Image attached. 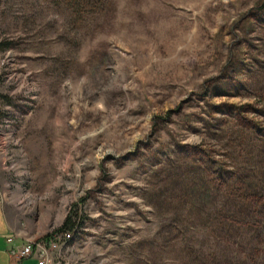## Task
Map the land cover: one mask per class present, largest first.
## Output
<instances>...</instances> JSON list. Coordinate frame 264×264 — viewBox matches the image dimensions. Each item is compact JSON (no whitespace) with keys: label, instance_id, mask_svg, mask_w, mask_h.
Instances as JSON below:
<instances>
[{"label":"rangeland","instance_id":"obj_1","mask_svg":"<svg viewBox=\"0 0 264 264\" xmlns=\"http://www.w3.org/2000/svg\"><path fill=\"white\" fill-rule=\"evenodd\" d=\"M0 204L56 264H264V0H0Z\"/></svg>","mask_w":264,"mask_h":264},{"label":"crops","instance_id":"obj_2","mask_svg":"<svg viewBox=\"0 0 264 264\" xmlns=\"http://www.w3.org/2000/svg\"><path fill=\"white\" fill-rule=\"evenodd\" d=\"M10 210L0 204V264H39L35 258L17 260L9 252L23 245L20 229L10 217Z\"/></svg>","mask_w":264,"mask_h":264},{"label":"built area","instance_id":"obj_3","mask_svg":"<svg viewBox=\"0 0 264 264\" xmlns=\"http://www.w3.org/2000/svg\"><path fill=\"white\" fill-rule=\"evenodd\" d=\"M69 240H71L69 234H65L61 239L54 236L52 239L49 238L39 242L26 240L20 247L11 249L9 255L17 260L35 258L39 261V264H56L51 258V252L59 251L60 247ZM61 242L63 243L60 245Z\"/></svg>","mask_w":264,"mask_h":264},{"label":"trees","instance_id":"obj_4","mask_svg":"<svg viewBox=\"0 0 264 264\" xmlns=\"http://www.w3.org/2000/svg\"><path fill=\"white\" fill-rule=\"evenodd\" d=\"M73 229H74V224H72L71 219L66 218L58 233L67 234V232H72Z\"/></svg>","mask_w":264,"mask_h":264}]
</instances>
